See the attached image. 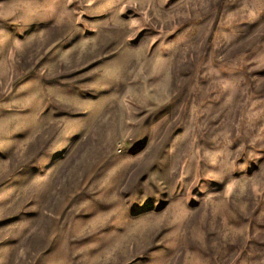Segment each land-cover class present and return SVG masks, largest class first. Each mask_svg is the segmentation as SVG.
<instances>
[{"label": "rangeland", "instance_id": "374dc122", "mask_svg": "<svg viewBox=\"0 0 264 264\" xmlns=\"http://www.w3.org/2000/svg\"><path fill=\"white\" fill-rule=\"evenodd\" d=\"M0 264H264V0H0Z\"/></svg>", "mask_w": 264, "mask_h": 264}]
</instances>
